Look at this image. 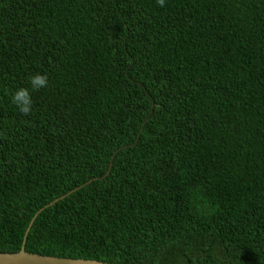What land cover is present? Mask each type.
<instances>
[{
	"label": "trees",
	"instance_id": "16d2710c",
	"mask_svg": "<svg viewBox=\"0 0 264 264\" xmlns=\"http://www.w3.org/2000/svg\"><path fill=\"white\" fill-rule=\"evenodd\" d=\"M32 220L29 254L264 264V0H0V253Z\"/></svg>",
	"mask_w": 264,
	"mask_h": 264
},
{
	"label": "water",
	"instance_id": "95a60500",
	"mask_svg": "<svg viewBox=\"0 0 264 264\" xmlns=\"http://www.w3.org/2000/svg\"><path fill=\"white\" fill-rule=\"evenodd\" d=\"M52 204L53 203L50 205ZM32 224L33 220L30 222L29 227L26 230L21 250L17 253H0V264H110L104 262L101 263L96 260L58 258L26 253L24 249L25 241Z\"/></svg>",
	"mask_w": 264,
	"mask_h": 264
},
{
	"label": "clouds",
	"instance_id": "9594fccd",
	"mask_svg": "<svg viewBox=\"0 0 264 264\" xmlns=\"http://www.w3.org/2000/svg\"><path fill=\"white\" fill-rule=\"evenodd\" d=\"M159 6H164V0H157ZM29 83L31 86V91L29 88H18L14 93L11 94V103L16 106L19 113L22 116H29L33 111V100L32 91H38L40 88L47 87L48 77L47 75H41L39 73L34 74L29 77Z\"/></svg>",
	"mask_w": 264,
	"mask_h": 264
}]
</instances>
